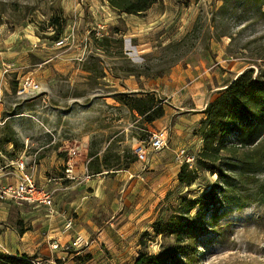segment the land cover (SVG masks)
<instances>
[{"label": "rangeland", "instance_id": "374dc122", "mask_svg": "<svg viewBox=\"0 0 264 264\" xmlns=\"http://www.w3.org/2000/svg\"><path fill=\"white\" fill-rule=\"evenodd\" d=\"M51 15L66 21L58 42L48 38ZM13 31L34 36L35 45L21 42L29 49L26 67L0 69V161L22 160L27 171L38 170L43 159L48 167L64 163L47 169L54 177L66 174V164L84 167L89 180H102L97 189L107 195L104 217L111 225L104 240H96L99 256L62 251L63 257L132 264L141 251L157 255L174 242L154 236L152 226L176 217L180 197L194 200L214 187L215 205L197 222L193 264H264V135L257 144L208 163L218 174L198 168L194 160L190 167L197 179L185 188L176 180L181 164L175 153L184 149L197 157L202 142L194 133L201 120L175 140L171 131L180 115L167 114L162 124L148 125L117 101L121 93L155 89L152 93L167 107V83L185 65L187 88L196 84L193 74L202 73L197 82L204 110L242 72L263 77L264 0H159L142 16L117 15L105 0H0V40ZM102 38L110 40L105 50L97 45ZM27 76L39 84L38 92L18 93ZM159 131L166 132L165 147L148 150L150 137ZM139 146L144 162L126 167ZM105 151L116 170L90 175L86 166ZM80 175L74 176L76 182ZM31 259L65 262L55 256Z\"/></svg>", "mask_w": 264, "mask_h": 264}, {"label": "trees", "instance_id": "16d2710c", "mask_svg": "<svg viewBox=\"0 0 264 264\" xmlns=\"http://www.w3.org/2000/svg\"><path fill=\"white\" fill-rule=\"evenodd\" d=\"M105 1L117 15L134 16L144 15L159 2V0ZM65 27L64 19L51 15L47 21V28L52 29V35L48 38L58 42ZM97 42V45L103 50L110 44V40L105 38ZM117 101L148 125L164 116V107L153 93L147 92L140 96L119 94ZM202 114L204 118L199 122L194 133L199 136L202 142L200 151L195 158V164L198 168L205 167L211 175H214L219 171L214 167H208V163L215 164L223 153L238 152L251 147L257 144L264 135V76L252 79L251 70L242 72L218 91L217 96L207 104ZM6 142L16 145L14 139H8ZM94 159L95 161L87 165L90 175H98L114 169L108 151H105L101 158L95 157ZM244 159L249 164L248 160L251 159V156L246 153ZM136 160L135 155L130 157L125 166H129ZM118 161L120 158L116 156V162ZM196 179V170L187 164H182L176 176L178 185L188 188ZM214 192L213 187L194 200L180 197L176 217L170 218L167 223L152 226L154 236L171 237L174 242L173 246L160 251L157 255H149L147 252L141 251L132 264H193L192 260H195L197 252L195 236L200 231L197 222H200V219L204 218L205 212L215 205ZM192 211H195L193 216L191 215ZM85 259L87 257L83 260ZM74 260L79 261L80 259ZM30 261L31 257L25 255L16 257L0 252V264H32Z\"/></svg>", "mask_w": 264, "mask_h": 264}, {"label": "crops", "instance_id": "0c3cea01", "mask_svg": "<svg viewBox=\"0 0 264 264\" xmlns=\"http://www.w3.org/2000/svg\"><path fill=\"white\" fill-rule=\"evenodd\" d=\"M33 39L34 36L25 33V31L19 33L13 31L8 36L2 38L0 40V69L5 65H7L6 67L9 70L11 67H13L12 70H20L26 67V52L29 49L22 45L21 42L29 40L30 44L35 45ZM176 71L179 73V76L172 78L167 83V98L170 100L166 103L167 107L163 106L164 116L152 123L155 126L160 125L168 115L170 117L174 114L180 115L171 131L172 139L174 138L175 140L178 139L177 136L182 135L186 130L188 132L194 122L203 119L202 112L204 110L201 108L204 96H201L202 91L198 89L201 87L199 82L202 80V73L193 74L192 81H196V84L187 88L183 82V80L187 79V75H189L187 65L178 67ZM198 80L200 81L197 82ZM36 92L38 91L33 93ZM152 92H156V90L151 89L148 93ZM199 142L200 140H198ZM47 162L43 159L39 164L38 170L33 166L29 171L26 170V172L34 177L40 188L51 195V211L45 205H30L25 202H17L11 197L1 200L0 252L16 257L22 255L28 257L33 255L37 257L40 255L46 257L55 256L65 261L62 264H73V262L87 264L89 261L88 256H86L87 259L85 260H83L85 258L83 257L82 260L81 258H76L80 260L75 261L74 258L71 259L72 256L68 258L63 257L66 254L62 253V248L70 241L74 234L87 235L86 237L97 234V237H92V243L87 248H83L82 252L74 251L76 255L79 253L86 255L97 254L99 248L96 245V240L100 239V242L104 240L103 235L108 231V226L111 225L106 222L107 219L104 217L108 210L107 203L105 202L107 195L104 190L101 194L97 189L102 180H89L84 173V167L81 170L67 164L65 171L69 170L70 174H62L57 177L47 176V169L54 166V164L55 166L64 164L55 161L50 163L51 167H48ZM0 163H2L0 164V188L14 186L20 175V172L13 165L14 162L6 163L0 161ZM78 174L82 176L80 182H76V178H74ZM89 189L92 190L91 193ZM95 198H100L102 201H96ZM99 204L100 207L94 209V206H99ZM98 211L99 215H97ZM102 215L103 219H100L99 217ZM68 219L72 221V228L68 232H63V227ZM53 243H57L60 246L59 250H51L50 245ZM98 256L99 254L96 255V257Z\"/></svg>", "mask_w": 264, "mask_h": 264}, {"label": "built area", "instance_id": "2783aa9c", "mask_svg": "<svg viewBox=\"0 0 264 264\" xmlns=\"http://www.w3.org/2000/svg\"><path fill=\"white\" fill-rule=\"evenodd\" d=\"M39 90V86L36 82L30 77H23L18 84V93L20 94H29ZM166 132L159 131L157 133H153L149 139L148 150L156 152L165 147L166 143ZM134 155L137 157V161L144 162L145 160V151L142 147H136L134 149ZM2 157L0 152V158ZM175 159L179 162V164H187L191 165L195 156L192 154H188L184 149H178L175 153ZM14 167L17 171L20 172L18 181L12 187L8 188H0V201L5 198H12L17 202H25L27 204H42L47 207L51 211L52 201L51 195L49 192L40 188L32 177L31 174L27 173L25 170V165L22 160L13 163ZM65 173L70 174L69 170H66ZM72 178V177H71ZM87 179L89 176L86 177ZM72 228V221L68 219L63 227V232H68ZM92 243L90 238L82 235V234H74L70 241L63 246L62 251H76L79 252L83 248H87ZM51 250L57 251L60 246L57 243H53L50 245ZM32 264H41L39 260H31Z\"/></svg>", "mask_w": 264, "mask_h": 264}]
</instances>
